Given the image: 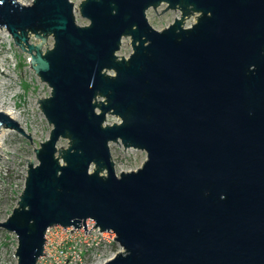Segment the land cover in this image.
<instances>
[{
  "label": "water",
  "instance_id": "obj_1",
  "mask_svg": "<svg viewBox=\"0 0 264 264\" xmlns=\"http://www.w3.org/2000/svg\"><path fill=\"white\" fill-rule=\"evenodd\" d=\"M162 3L180 15L156 29L146 11ZM78 7L87 24L71 0H0V27L51 89L37 100L49 137L0 221L16 264H37L48 227L85 233L87 219L122 248L101 264H264V0ZM124 36L132 51L118 57ZM2 125L25 134L0 111ZM118 140L145 151L138 168L115 171Z\"/></svg>",
  "mask_w": 264,
  "mask_h": 264
},
{
  "label": "rangeland",
  "instance_id": "obj_2",
  "mask_svg": "<svg viewBox=\"0 0 264 264\" xmlns=\"http://www.w3.org/2000/svg\"><path fill=\"white\" fill-rule=\"evenodd\" d=\"M71 1L74 4L75 21L80 25L87 24L88 19L79 11L78 5L81 0ZM20 2L29 3L31 0H20ZM164 7L165 4L162 3L146 11L149 23L156 29H162L170 24L174 17L180 15L178 9L160 12ZM197 16L198 12L191 13L183 20V25L190 26L196 21ZM30 41L36 42L38 39L30 35ZM46 43L48 47L52 46L51 34L47 35ZM45 47L46 45L43 44L42 49ZM131 51L130 37H122L116 54L118 57L121 55L127 57ZM29 58V54L14 43L11 34L4 27H0V70L4 72L0 73V79L4 81L2 98L8 101L9 97L14 95L12 100L15 101V110L21 112L19 117L21 123L18 126L25 134H30L29 139L15 127L0 126L6 130L2 146L5 160L0 161V221L5 220L17 206L19 195L24 187L27 171L26 158H32L34 164L38 163L34 148L39 147L40 142L49 137L52 127L37 102L38 98L49 96L51 89L30 67ZM108 72L113 73L111 70ZM105 121L106 123L117 122L119 117L108 113ZM56 145L66 147L68 139L60 137ZM109 148L117 173L138 168L146 158L144 150L124 147L119 140L110 141ZM76 229L73 236L68 239L59 235H50L51 244H48L46 253L38 259L37 264H101L122 249L111 236L101 234L92 228L90 221L86 223L85 233L82 225ZM16 245L14 233L0 226V264H16L17 259L14 254Z\"/></svg>",
  "mask_w": 264,
  "mask_h": 264
},
{
  "label": "bare ground",
  "instance_id": "obj_3",
  "mask_svg": "<svg viewBox=\"0 0 264 264\" xmlns=\"http://www.w3.org/2000/svg\"><path fill=\"white\" fill-rule=\"evenodd\" d=\"M18 1H20V0H18ZM2 72H3V70H0V73H2ZM3 82L4 81L0 79V111H2L6 115H8L10 118L15 120L18 124H20L21 121H20L19 117L21 116V112H18V111L15 110V108H16L15 101L12 100L14 95H11L9 97L8 101H5V99L2 98V96H3V92H2V84H3ZM5 135H6V130H4L3 127H0V161L5 160V153L3 152V149H2L3 142L5 140Z\"/></svg>",
  "mask_w": 264,
  "mask_h": 264
},
{
  "label": "built area",
  "instance_id": "obj_4",
  "mask_svg": "<svg viewBox=\"0 0 264 264\" xmlns=\"http://www.w3.org/2000/svg\"><path fill=\"white\" fill-rule=\"evenodd\" d=\"M90 221L91 223V227L94 228L97 232L101 233V234H107L108 236H111L114 239V234L112 231H100L98 230L97 227L92 226L94 225V222L91 219H87L85 223L88 224V222ZM73 229V230H70ZM74 230H77L76 228L73 227H62L60 225H52L50 227L47 228L46 232H45V245H44V254L47 251V246L48 244H51V238L49 237L50 235H55V236H60L62 238H66L68 239L69 237L73 236V233L75 232Z\"/></svg>",
  "mask_w": 264,
  "mask_h": 264
}]
</instances>
